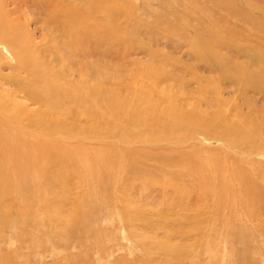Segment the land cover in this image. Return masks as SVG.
<instances>
[{"label":"rangeland","instance_id":"obj_1","mask_svg":"<svg viewBox=\"0 0 264 264\" xmlns=\"http://www.w3.org/2000/svg\"><path fill=\"white\" fill-rule=\"evenodd\" d=\"M57 1L48 7L25 3L23 11H17L22 17L16 34L29 32L24 37L27 46L41 51L47 34L49 58L59 67L80 62L84 84L70 82L67 88L81 93L83 100L75 108V120L66 122L54 113L59 126L66 122L71 132L55 137L68 148L62 170L56 159L49 167L22 164L17 172L0 129V264H264V199L240 197L244 178L233 179L234 171L245 172L264 196L263 156L231 148L215 129L188 127L172 133L157 125L154 116L146 119L145 113L122 114L118 124L113 111L95 119L85 115L96 92L99 106L105 105L106 96L110 102L131 100L146 87L143 75L163 73L168 77L156 90L167 96L168 88L189 92L191 99L184 97L188 113L210 118L215 110L228 116L232 112V120L240 124L235 116L243 112L245 118H257L255 128L262 132L263 97L240 92L222 78L219 63L208 64L197 52L210 46L212 56L225 55L224 67L249 65L264 81L260 59L248 58L254 50L264 56V0H69L71 10L80 12L87 24L80 59L69 49L74 37L70 28L61 30L64 19ZM12 2L0 0V9L12 11ZM52 11L59 15L56 19H50ZM6 56L0 57V84L11 96H1L0 88V99L5 105L11 99L27 104L21 93L14 95L7 78L15 75L10 66L16 64L17 52L9 62ZM72 78L80 82L78 74ZM56 80L61 81L58 76ZM150 97L156 102L161 96ZM165 99L162 96L158 108ZM143 102L136 95L132 101L145 110L149 104ZM123 151H132V157L122 170L116 166L125 163L119 162ZM157 153L166 159L163 163L153 160ZM204 172L210 179H204Z\"/></svg>","mask_w":264,"mask_h":264},{"label":"bare ground","instance_id":"obj_2","mask_svg":"<svg viewBox=\"0 0 264 264\" xmlns=\"http://www.w3.org/2000/svg\"><path fill=\"white\" fill-rule=\"evenodd\" d=\"M24 1H25V3L33 2V5L34 4L46 5L45 7H48L47 5L53 4L52 1H54V0H24ZM25 3H23L19 0L18 1L14 0V2H12V5L14 6L12 11L6 12L5 8H3L2 10L0 9V57L3 55V53H6L7 56L5 59L7 60V62H9L11 59H14L15 51L17 52V57H18V59H16V64L14 63L15 65L10 66L8 64L15 71L14 77H7V76H5V77L8 78L9 83L15 88L16 93L14 95L16 96V94L21 93L23 95V98L27 102V104H25L24 102H20L19 100L16 101L14 99H11V101H8L9 103H7L5 105L4 104L5 102H3L0 99V113L2 114V118H4V119L0 120V129L2 128L1 135L4 137L1 139L2 140L4 139L3 143H5V145L7 146V150L10 149V150H8V152L11 153V159L10 160H11V162L14 163V167L17 168L16 169L17 172H19L20 169L22 168V166H21L22 164H24V165L27 164V166L32 165V167L35 165H37V166L42 165V167H44V166L49 167L48 165L50 164V162L51 161L55 162L56 159H59V161H60L57 164L58 169L62 170V168H64L66 166L65 159L67 157V152H68L67 149L68 148L66 149L67 145L64 144L63 142L56 140L55 137H62L64 135L70 134L71 132H69V130H70L69 127L67 128L68 125L66 124V122H67L66 120H68V119L75 120L79 117V114H77V111L75 110V108L77 106L81 105L83 98L79 97L81 95V93L76 94L75 92H72L70 89L67 88V85L70 87V85H71V84H69L70 82L74 86H76L77 84H79V85L84 84L85 79L83 78L84 76H82V72H81V71H83L82 65L80 62H76V61H74V65L72 67H67V66L65 67L64 65L62 67H59L58 64L53 63L52 61H54V59L49 58L50 57V51H49L50 45H48V44H50V42L48 39L50 37H48L47 34L43 35V38H42V40L45 41V43H44L45 47L43 48V51H41V49H38V48L36 50L35 46L33 49H31V47L29 48L27 46V43H26L27 40L24 37H27V35H29L28 34L29 32L26 33L27 35H24L23 33L22 34H16L17 28L19 27V26H16L18 24L17 20H19L22 17L20 15H17V11L19 10L18 11L19 13L21 11H23L24 8H22V7H24ZM69 3H70L69 0H58L57 2H55V4L59 7V10L57 9L60 12L59 14L63 15V17H61V18L64 19L62 21L63 24L61 25V30L64 28H66V29L70 28L69 33L74 36L69 42V49H71L70 51H76V54L72 52V54L74 56H77L78 58L79 57L82 58L85 55V51H84L85 48H83L84 47V40L83 39H85V36H87V35H85V30L83 31V28L86 29L87 24L86 25L83 24V22L81 21L82 14H80V12L71 10ZM26 5H28V4H26ZM53 9H55V8H53ZM13 13H14V15L15 14L17 15L18 19L12 18ZM46 13H45V15H46ZM53 13L50 15V19H56V17L59 16V15L56 16V13H54V14ZM49 14H50V12H49ZM5 17L9 20L5 19ZM58 20H59V18H58ZM263 20H264V18H263ZM51 21H53V20H51ZM56 22H54V23L51 22V23H53L52 26L54 28L58 27V24ZM46 24H43V25H46ZM261 26H263V25H261ZM262 28L264 29V27H262ZM44 30H46V28ZM209 42H210V40H209ZM221 43H222V41H221ZM227 44L228 43H226V45ZM229 44H230V42H229ZM233 44L234 43H232V45ZM224 46H225V44L223 45V47ZM229 47H231V46H229ZM206 49H205L206 51H204V52L198 51L197 52L198 56L200 58H202L203 60H206L207 61L206 63H208V64L213 63V62L219 63L218 64L219 70L221 72L222 78L226 82H232V84L235 85L234 87H237L240 90V92H242L243 94L252 92V93H255L256 95L257 94L260 95L264 99V81L261 80V77L259 75L260 73L256 74L255 71H254V73L251 72L250 68L248 67L249 65L248 66L243 65L241 67V65L239 66V65L233 64V66L231 68H226L224 66L227 64V62H226L227 59H226L224 54L218 53V55H216L217 53H215L212 56L211 52L213 50L211 49V47L207 46ZM221 49H222V47H221ZM244 49H245V47H244ZM256 51L254 50L253 52H250L252 56H249L248 58H249V60L259 58L260 59L259 62L261 63V66L264 67L263 53H258ZM43 56L44 57L47 56L48 58L46 57V59H43ZM220 65H222V66L220 67ZM229 65H230V63L228 64V66ZM74 66H76V68ZM0 69H1V67H0ZM256 69L257 68L255 67L254 70H256ZM57 70H59V71H57ZM76 74H78V78L80 79V82H78L76 80H75V82H72V79H74L72 77H74ZM263 75H264V73H263ZM56 76H58L59 79L61 80V81H58V83H55V81H57ZM94 77H97V76L94 75ZM94 77H92L93 81L94 82L98 81V80H96L97 78H94ZM167 77H168L167 74H163V73L159 74V75H154V74L147 75V73H146L142 77V79L144 78V80H145L146 87L144 90L140 91L139 94H133L131 96V100L128 98L125 100H120V99L116 100L115 99V101L113 100L112 102H110L111 99H109L108 96H106V102L104 103L105 104L104 106H102V105L99 106V95L96 92V94L92 95V98H91L90 112H87L85 115L88 118H91V115H92L93 116L92 119H95L96 116L101 118V117L105 116L108 112L113 111V116H118V118L115 121V123L118 124L119 121H121L124 118L122 116V114H127V115H135L136 114L137 115V114L145 113L146 119H150L152 116H154L155 117V123L157 125H159L163 129H165V131H171L172 133L179 131V130H183V129H185V131H186L188 127H199L202 130L208 129L209 131L215 129V130L219 131L218 133L220 134V137L222 139L228 141V144L231 148L238 149L241 151H251V152L255 153V155H261L264 157V154H263L264 153V143H263L264 138L260 137V134H264V125L261 126L262 127L261 130L263 129L262 132L257 131L255 128L256 127L255 121L257 120V118H255L256 119L255 121L253 120L254 118L251 117L252 115H250V117L245 118V116H244L245 114L243 115V112H241L242 116H240L239 114L237 116H235V117H240L241 122H240V124H238V123H234V121L232 120L231 117L234 116L232 114V112H231V115L228 116V114L226 112H220L218 110H215L214 113L210 114L211 116L209 115L210 118H208V117L204 118V117H201L197 114H196L197 115L196 116L193 113V110H191V112L188 113L187 111H185V108H186L185 104L186 103L184 104V102H185L184 97L187 96L186 99L188 97L190 98V96H188V95H190L189 92H187L184 89H181V90H178L177 92H173L174 93L173 94L171 92L172 88H170V89L168 88L166 90L168 92V96H167L166 94H163V93L161 95V93H158V91L156 90V89H158L157 85L160 82L165 81L167 79ZM2 78L3 77L0 74V79H2ZM135 78L138 81V80H140L141 76L139 78L138 77H135ZM135 78L133 80H135ZM86 79H88V77ZM0 83H1V80H0ZM87 83H89V82H87ZM142 83H143V81H142ZM0 88L2 89V92L3 91L5 92L3 94L1 92V96H4V97L5 96L10 97L11 96V91H9L6 88H3L2 84H0ZM156 93H158V94H156ZM135 95L138 96L139 99H144L149 104L148 107L145 108V110L140 108L139 104L132 103L133 98L135 99ZM150 95H160L161 97H159L158 100L156 102H154V98L150 97ZM162 96H165L166 99L164 100L163 104H161L163 106H161V108H158L159 102H161V100H162ZM64 102H68L67 104H69V103L73 104L74 108L68 107V105L64 104ZM146 102H143V103L147 104ZM165 103H167L168 105L164 106ZM29 104H30V106L31 105L36 106V108L29 109L28 108ZM247 104H248V102H247ZM195 105H193V106H195ZM8 106H10V107H8ZM100 107L103 108L104 111H102L100 109ZM254 107L255 106H253V108ZM194 110L196 111V109H194ZM257 110H256V112H257ZM234 111H235V109H234ZM54 113L57 115V117L61 116L62 120L66 121L64 125L60 124V126H59L58 118L54 117ZM260 113H261V111H260ZM246 114H249V113H246ZM252 114H254V113H252ZM156 119H158V120H156ZM60 123H61V121H60ZM10 126L12 128L14 126L15 129L9 130ZM70 128L72 129V127H70ZM122 134L124 135V133H122ZM164 134H165V132H164ZM29 137L32 139L31 140L32 144L30 146L27 144ZM69 138L71 139L70 136H69ZM119 138L122 139V136H119ZM167 138L169 139L170 136ZM167 138L165 137L166 140H167ZM124 139H125V137H124ZM65 140L68 142V139L66 136H65ZM142 140H144V139L141 137V141ZM143 143H146V142H143ZM131 154H132V151H130V153H128L127 151H123V154L120 153L119 155H121V156L123 155L122 157L124 159H122V157L120 156L119 162H125V163L124 164L120 163L119 166H116V168L123 170L124 166L126 167L127 164H131V160H130L132 157ZM141 154H143V153H141ZM18 155H19V157H18ZM249 156H252V155H249ZM106 158H107V156H106ZM102 159H103V157H102ZM88 160H90V159H88ZM153 160L156 162H159V163H163V160L165 161L166 159L163 157V155L157 153L156 159L153 158ZM172 162H174V161H172ZM250 162L253 163L251 160H250ZM87 163H88V161H87ZM90 163H89V165H90ZM95 163H96V161H95ZM95 163H94V165H95ZM136 163H137V161H136ZM178 163H180V162L178 161ZM101 164H102V162H101ZM107 164L105 163V165H103V166H107ZM116 164H117V162H116ZM99 165H100V163H99ZM84 166L87 167V164H84ZM199 166L207 169L203 164H199ZM131 167L128 168V170L130 169L129 170L130 172H132V170H133V168H131ZM196 167H198V166H196ZM224 171H226V170L223 169V172ZM233 175H234L233 179H235V181H238V182L240 179L244 178V180H242V182H239L240 186L238 188V191H239V193H241L240 197L246 196L245 197L246 199H251L252 197H256V199L257 200L259 199L260 201L264 199V196L260 197L258 195L257 189L255 187V183L250 178L244 176L245 172H242V174H241L238 171H234ZM202 176L204 177V179H210L207 176H205V172L203 173ZM211 178L213 180H216L213 178V173H212ZM200 179H201V177H200ZM243 188H246L247 191L244 192L245 190ZM224 193H226V192H224ZM189 194L191 195V193H189ZM247 201H249V200H247ZM248 203H250V201Z\"/></svg>","mask_w":264,"mask_h":264}]
</instances>
